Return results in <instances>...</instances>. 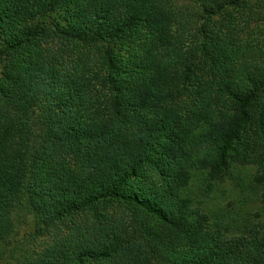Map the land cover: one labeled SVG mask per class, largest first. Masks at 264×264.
Listing matches in <instances>:
<instances>
[{
  "label": "trees",
  "instance_id": "16d2710c",
  "mask_svg": "<svg viewBox=\"0 0 264 264\" xmlns=\"http://www.w3.org/2000/svg\"><path fill=\"white\" fill-rule=\"evenodd\" d=\"M250 1L0 0V264H264ZM243 170L254 221L194 207Z\"/></svg>",
  "mask_w": 264,
  "mask_h": 264
},
{
  "label": "rangeland",
  "instance_id": "374dc122",
  "mask_svg": "<svg viewBox=\"0 0 264 264\" xmlns=\"http://www.w3.org/2000/svg\"><path fill=\"white\" fill-rule=\"evenodd\" d=\"M257 0H251L249 3L253 9V12L258 10L259 7L256 5ZM257 20L249 21L247 27L249 30H244L242 33L245 35L249 32L256 36L258 30L264 31V11H261ZM256 32V33H255ZM247 171L243 170L236 174V180H224L223 182H214L213 190L208 194L202 196V190H196L197 186L192 183L190 190L191 196L194 197V207L200 209L203 212H218L217 215L233 213V217L237 219L238 224H246L251 218L255 220L254 213L258 210V204L256 197L251 191L249 186L239 187L240 180H246ZM247 199L242 203V199ZM243 227V226H242Z\"/></svg>",
  "mask_w": 264,
  "mask_h": 264
}]
</instances>
